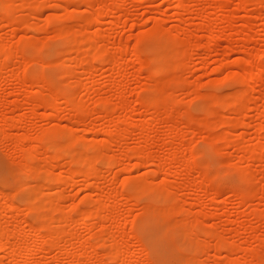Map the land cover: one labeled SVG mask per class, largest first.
Masks as SVG:
<instances>
[{"label": "rangeland", "instance_id": "1", "mask_svg": "<svg viewBox=\"0 0 264 264\" xmlns=\"http://www.w3.org/2000/svg\"><path fill=\"white\" fill-rule=\"evenodd\" d=\"M0 136V264H264V0H0Z\"/></svg>", "mask_w": 264, "mask_h": 264}, {"label": "bare ground", "instance_id": "2", "mask_svg": "<svg viewBox=\"0 0 264 264\" xmlns=\"http://www.w3.org/2000/svg\"><path fill=\"white\" fill-rule=\"evenodd\" d=\"M18 50V49H17ZM158 67H160V65L158 66ZM161 70V68L159 69V71ZM157 71V70H156ZM54 104V103H53ZM53 106V105H52ZM80 106V105H79ZM13 121V120H12ZM15 121V120H14ZM17 123V122H16ZM19 123H20V120H19ZM11 124V123H10ZM15 125V124H14ZM17 125V124H16ZM13 126V125H12ZM2 135V134H1ZM3 136V135H2ZM6 137V136H5ZM72 137V136H71ZM0 138H1V136H0ZM2 139H3V137H2ZM4 139H6V138H4ZM68 140V139H67ZM3 141V140H2ZM0 142H1V140H0ZM70 145V144H69ZM71 148V147H70ZM67 151V150H66ZM68 153H69V151H68ZM93 162V161H92ZM93 172V171H92ZM5 196V195H4ZM9 199V198H8ZM3 228V227H2Z\"/></svg>", "mask_w": 264, "mask_h": 264}]
</instances>
